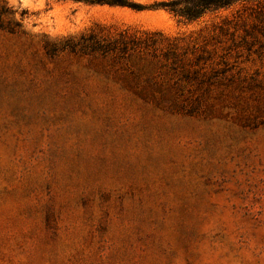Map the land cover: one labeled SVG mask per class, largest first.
<instances>
[{
  "label": "rangeland",
  "instance_id": "rangeland-1",
  "mask_svg": "<svg viewBox=\"0 0 264 264\" xmlns=\"http://www.w3.org/2000/svg\"><path fill=\"white\" fill-rule=\"evenodd\" d=\"M133 1L0 0V264H264V0Z\"/></svg>",
  "mask_w": 264,
  "mask_h": 264
},
{
  "label": "trees",
  "instance_id": "trees-1",
  "mask_svg": "<svg viewBox=\"0 0 264 264\" xmlns=\"http://www.w3.org/2000/svg\"><path fill=\"white\" fill-rule=\"evenodd\" d=\"M97 1L112 3V4H121V5L129 6L134 9L143 8V5L141 3L133 0H97ZM238 1H243V0H160L156 3H153V6L163 7L169 10L171 13H173L176 17L182 20L191 21L201 17L204 13L208 11L216 10L222 7H227ZM0 9H2V11H0L1 14L3 12H7V13L11 12L9 7L1 6ZM26 12L27 11L24 10L23 14H25ZM14 24L15 25L13 26L19 25V23L17 22ZM1 26L3 25L1 24ZM7 27L10 29V31L15 30L11 24H9ZM122 46L124 48H127L128 40H123ZM93 48H97V49L103 48L104 51H108L116 47L109 48L108 45L98 43L97 45H93Z\"/></svg>",
  "mask_w": 264,
  "mask_h": 264
}]
</instances>
